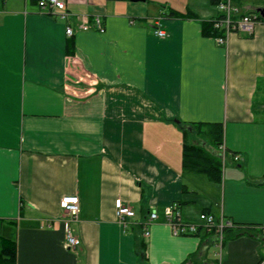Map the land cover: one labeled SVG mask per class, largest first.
<instances>
[{
  "label": "crops",
  "instance_id": "crops-1",
  "mask_svg": "<svg viewBox=\"0 0 264 264\" xmlns=\"http://www.w3.org/2000/svg\"><path fill=\"white\" fill-rule=\"evenodd\" d=\"M39 1L0 0V240L14 242V264H258L263 16L252 34L232 32L220 44L204 32L219 0H63L67 19ZM234 1L249 14L264 10V0ZM96 15L103 32L79 28ZM158 19L164 37L154 32ZM216 123L220 181L183 167L187 135L211 144ZM74 196L80 244L68 248L60 202ZM119 197L135 212L127 224ZM173 203L185 223L211 213L248 231L222 245L204 227L175 235L166 218Z\"/></svg>",
  "mask_w": 264,
  "mask_h": 264
},
{
  "label": "built area",
  "instance_id": "built-area-1",
  "mask_svg": "<svg viewBox=\"0 0 264 264\" xmlns=\"http://www.w3.org/2000/svg\"><path fill=\"white\" fill-rule=\"evenodd\" d=\"M39 5L42 8H48L50 13L59 16L62 19L68 18V13L65 9V3L63 0H40ZM219 9V15L210 20L212 29L217 32L214 37L217 42L224 44L227 41L228 35L232 32H246L252 34L256 22L259 20L257 15H251L242 10L234 0H219L217 3ZM154 32L159 37L167 35L166 31L160 27L159 19L155 23ZM81 30H88L95 28L103 32L105 30L102 18L96 15L93 18V22L90 23L87 20H83L79 25ZM66 33L68 36H73L74 28L71 26L66 27ZM239 157L236 155L235 159ZM61 208L68 214V218L65 220V245L68 248H75L80 244V239L75 235L71 222L78 218L79 213V198L64 197L60 202ZM115 208L118 219L120 222L127 224V218H132L135 212L130 205L126 204L122 198L115 200ZM202 223H185L181 219V212L179 205L173 203L167 210V222L172 228L175 235H187L198 232L199 227H204L208 232L214 231L217 236L220 245L224 239V233L227 228L234 226V221L231 219L217 218L211 213H202L200 215ZM157 218V213L151 211L147 220L143 224L144 236L148 237L150 232L148 230L149 224ZM258 264H264V254L262 255Z\"/></svg>",
  "mask_w": 264,
  "mask_h": 264
},
{
  "label": "trees",
  "instance_id": "trees-1",
  "mask_svg": "<svg viewBox=\"0 0 264 264\" xmlns=\"http://www.w3.org/2000/svg\"><path fill=\"white\" fill-rule=\"evenodd\" d=\"M176 13V12H175ZM259 19L261 15L258 11H254ZM251 14V13H250ZM187 15L193 16L192 13ZM253 16V14H251ZM204 32L206 34L216 35L217 32L212 29L210 21L204 24ZM203 125H194L192 128L199 129ZM209 142L215 146L216 150L208 149L205 141L191 142L188 140V130L185 129L187 135L183 145V167L186 171L203 172L207 174L212 180L220 181L222 176L223 161L221 152L217 151L223 145V124L216 123L210 126ZM248 229L242 228L234 222V226L227 228L224 233V239L235 237ZM210 235L209 239L216 238L214 231L207 232ZM15 263V246L14 242L9 240H0V264H14Z\"/></svg>",
  "mask_w": 264,
  "mask_h": 264
},
{
  "label": "rangeland",
  "instance_id": "rangeland-1",
  "mask_svg": "<svg viewBox=\"0 0 264 264\" xmlns=\"http://www.w3.org/2000/svg\"><path fill=\"white\" fill-rule=\"evenodd\" d=\"M204 138H206V137L204 136ZM201 141H203V140L200 139V140H197L196 142H201ZM192 142H194V141H192ZM207 147H208V149H214V150H216L215 146L212 145V144H208Z\"/></svg>",
  "mask_w": 264,
  "mask_h": 264
},
{
  "label": "water",
  "instance_id": "water-1",
  "mask_svg": "<svg viewBox=\"0 0 264 264\" xmlns=\"http://www.w3.org/2000/svg\"><path fill=\"white\" fill-rule=\"evenodd\" d=\"M262 16H263V18H264V10L263 9H259V10H257Z\"/></svg>",
  "mask_w": 264,
  "mask_h": 264
}]
</instances>
